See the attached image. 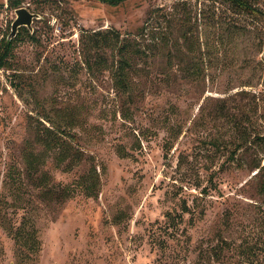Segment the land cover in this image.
Segmentation results:
<instances>
[{
  "label": "rangeland",
  "instance_id": "374dc122",
  "mask_svg": "<svg viewBox=\"0 0 264 264\" xmlns=\"http://www.w3.org/2000/svg\"><path fill=\"white\" fill-rule=\"evenodd\" d=\"M22 1L38 17L0 64V264H264L249 139L264 18L213 0ZM16 18L0 0V47Z\"/></svg>",
  "mask_w": 264,
  "mask_h": 264
},
{
  "label": "trees",
  "instance_id": "16d2710c",
  "mask_svg": "<svg viewBox=\"0 0 264 264\" xmlns=\"http://www.w3.org/2000/svg\"><path fill=\"white\" fill-rule=\"evenodd\" d=\"M101 2L108 3L110 5H119L122 2L126 0H99ZM214 2H226L228 3L235 14L240 15H246L249 19L250 22L252 20L258 19V17H263L264 18V10L260 8L257 5L258 0H213ZM10 4L14 8H19L22 4V0H9ZM248 24V23H247ZM144 29V27H142ZM246 29V27H245ZM17 35V34H16ZM183 37H186V35H182ZM12 38L4 39L1 42V47H0V64L1 65H8V57L11 54V49H12ZM169 41V38L162 39L163 43H167ZM98 45V42L96 43ZM108 45V39H104L102 41V45H98V47H104ZM128 47H130V43H124L120 45L119 47V55L120 59L118 60V67L116 71V83L118 87L127 90L130 87V81L128 78V72L127 68L132 66V62L129 56H127L126 52L128 51ZM101 61L104 60L102 57L100 59ZM90 64V63H89ZM257 97V95L255 94ZM262 111V104L261 100H258L255 102V108L254 111L252 112V117H250V120H254L257 122L259 119H263V113ZM239 123V122H238ZM243 134L246 133V129H242L241 131ZM250 142L252 145H254L257 150H258V156L254 159V168L258 170L257 175L261 177V193H264V133L261 131L256 130L254 134H251L249 137ZM248 141V140H247ZM242 145H239L237 147V150L241 148ZM33 156H30L28 159L29 165L31 169H36L35 167V159L32 158ZM95 187L96 183L92 182L89 186L86 187L88 190V194L92 195L95 192ZM15 238L17 240V243L20 244V246H25L31 251H36L38 248V238L33 234L29 233L28 235H24L23 229L19 228L17 231H15Z\"/></svg>",
  "mask_w": 264,
  "mask_h": 264
},
{
  "label": "water",
  "instance_id": "95a60500",
  "mask_svg": "<svg viewBox=\"0 0 264 264\" xmlns=\"http://www.w3.org/2000/svg\"><path fill=\"white\" fill-rule=\"evenodd\" d=\"M16 14L17 18L12 24V32L9 38L16 36V34L19 32V28L22 26H27L31 29L34 18L38 17L36 13L31 12L27 7L24 6L17 8Z\"/></svg>",
  "mask_w": 264,
  "mask_h": 264
}]
</instances>
